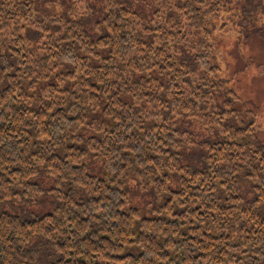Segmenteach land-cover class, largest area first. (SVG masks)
Here are the masks:
<instances>
[{
  "label": "trees",
  "instance_id": "1",
  "mask_svg": "<svg viewBox=\"0 0 264 264\" xmlns=\"http://www.w3.org/2000/svg\"><path fill=\"white\" fill-rule=\"evenodd\" d=\"M149 1L0 0V264H264V145L204 27L223 0Z\"/></svg>",
  "mask_w": 264,
  "mask_h": 264
},
{
  "label": "rangeland",
  "instance_id": "2",
  "mask_svg": "<svg viewBox=\"0 0 264 264\" xmlns=\"http://www.w3.org/2000/svg\"><path fill=\"white\" fill-rule=\"evenodd\" d=\"M223 4L204 24L211 60L220 68L227 87L240 97L238 106L253 111L254 134L264 145V6L254 0H223ZM190 129L197 133L199 142L210 135L199 121ZM89 171L104 176L101 166ZM126 190L130 206L140 208L145 216H154L147 210L156 204L151 192L142 193L135 179Z\"/></svg>",
  "mask_w": 264,
  "mask_h": 264
}]
</instances>
